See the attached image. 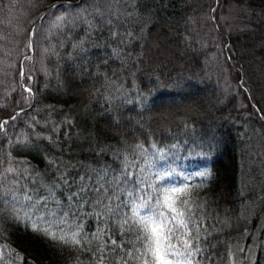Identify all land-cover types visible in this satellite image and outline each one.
Wrapping results in <instances>:
<instances>
[{"label":"trees","instance_id":"trees-1","mask_svg":"<svg viewBox=\"0 0 264 264\" xmlns=\"http://www.w3.org/2000/svg\"><path fill=\"white\" fill-rule=\"evenodd\" d=\"M158 27L168 53L148 51ZM2 121L0 264H121L138 244L120 189L164 172L192 264H264V0H0Z\"/></svg>","mask_w":264,"mask_h":264},{"label":"snow or ice","instance_id":"snow-or-ice-1","mask_svg":"<svg viewBox=\"0 0 264 264\" xmlns=\"http://www.w3.org/2000/svg\"><path fill=\"white\" fill-rule=\"evenodd\" d=\"M25 90L31 91V89ZM7 123L8 121L0 122V129H4ZM137 147L142 146L138 145ZM197 174L201 177L206 175L205 172ZM167 175V172L157 175L156 183L139 182L138 186L120 189L122 193L126 192V199L122 203L125 209H130V212L125 211L120 224L122 228L125 225L135 228L138 244V246L134 245L133 249L127 253L128 260H122L121 264H192L193 253L199 251L198 248L193 247V237L189 229L191 220L188 210L185 208V205L189 203L186 188L165 184L164 177ZM134 180L133 177L129 182ZM72 195L76 197L80 193L76 192ZM25 198L31 199L27 196ZM116 199L119 200L120 197L117 196ZM48 214L56 216L55 211H50ZM105 214L119 216V212H113L111 207L105 208ZM16 218L23 219L26 226L31 224L34 231H43L53 239L58 238L65 243L69 240L73 243L80 242L82 228L79 224L73 225L76 231L63 232L62 230V234L57 237L49 228L41 229L39 227L37 221H43V217L37 216L33 210L21 206L17 211ZM66 221L67 213L59 221L54 220L47 223ZM195 239L198 241L199 237L197 236ZM112 243L115 245L116 241H112Z\"/></svg>","mask_w":264,"mask_h":264},{"label":"rangeland","instance_id":"rangeland-1","mask_svg":"<svg viewBox=\"0 0 264 264\" xmlns=\"http://www.w3.org/2000/svg\"><path fill=\"white\" fill-rule=\"evenodd\" d=\"M167 29L165 27H158L156 29H154V32L152 34L150 43H149V47H148V51L157 48L159 45H163L164 49L166 51V53H168V51H170V49L172 50V46L175 43V39L173 38V35L167 34L168 32L166 31ZM172 34V33H171ZM173 53L175 55V57H179V59H182V62L186 61L184 59V57H182V53L183 52H179L177 53V51L175 52V50L173 49ZM176 53V54H175ZM77 78V77H76ZM74 78V79H76ZM78 80V79H77ZM212 105H208V104H204V108L202 109V111L198 112H194L193 111V115L195 116H201V113H206L211 109ZM189 115H192L191 112H189Z\"/></svg>","mask_w":264,"mask_h":264}]
</instances>
